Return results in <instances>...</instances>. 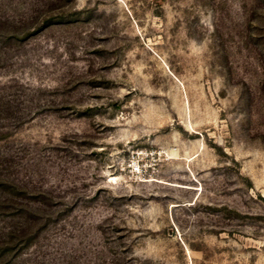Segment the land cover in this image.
I'll return each mask as SVG.
<instances>
[{
  "label": "rangeland",
  "instance_id": "obj_1",
  "mask_svg": "<svg viewBox=\"0 0 264 264\" xmlns=\"http://www.w3.org/2000/svg\"><path fill=\"white\" fill-rule=\"evenodd\" d=\"M0 264H264V0H0Z\"/></svg>",
  "mask_w": 264,
  "mask_h": 264
}]
</instances>
